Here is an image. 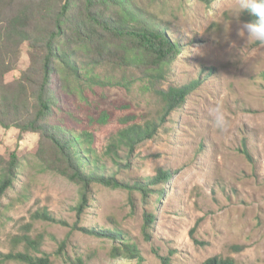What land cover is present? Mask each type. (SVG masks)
I'll return each mask as SVG.
<instances>
[{"label": "rangeland", "instance_id": "rangeland-1", "mask_svg": "<svg viewBox=\"0 0 264 264\" xmlns=\"http://www.w3.org/2000/svg\"><path fill=\"white\" fill-rule=\"evenodd\" d=\"M66 2L36 0L31 5L44 12ZM4 7L0 0V10ZM237 7V0L98 3L92 10L113 24L132 29L143 26L140 19L155 22L177 42L180 52L154 79L132 65L107 58L97 62L91 39L117 45L121 39L95 30L85 0H70L56 48L79 45V76H67L55 59L54 107L46 122L74 138L85 172L149 183L151 190L145 196L92 183L79 215L81 185L58 171L61 162L52 141L0 126V181L13 153L18 161L13 184L1 198L0 264H21L8 257L16 253L48 255L51 264H69L78 257L84 264H164L162 257L169 264H202L212 256L231 257L236 264H264V46L239 35L241 22H249L252 14L243 10L237 18ZM35 20L39 28L51 31V23L43 22L39 13ZM123 42L133 48L132 41ZM36 52L31 41L22 43L16 69L5 77L11 93ZM29 74L34 81L41 79L37 72ZM191 82L197 88L162 118V92ZM24 84L34 104L33 83ZM216 104L230 119L227 132L213 127L210 111ZM154 124L151 138L128 145L131 128ZM161 168L171 177L152 184ZM44 213L55 221L37 216ZM148 213L155 216L150 224ZM75 226L121 232L138 245L142 259L114 256L113 247L123 239L98 237Z\"/></svg>", "mask_w": 264, "mask_h": 264}, {"label": "trees", "instance_id": "trees-1", "mask_svg": "<svg viewBox=\"0 0 264 264\" xmlns=\"http://www.w3.org/2000/svg\"><path fill=\"white\" fill-rule=\"evenodd\" d=\"M5 4L4 10H0V126L4 128L15 127L21 132L31 131L39 133L42 138H47L58 149L61 166H58V171L67 176L71 181L81 185L82 193L80 202L76 206L77 213L80 215L88 204L89 186L92 183H99L107 187L123 188L130 191H140L143 195H148L151 188L148 184L128 183L111 175H99L90 172H85L82 169V158L76 155L74 150L73 139L69 138L63 132L58 131L46 122V118L53 112V97L51 96L52 77L57 75L55 68V59L63 63L64 71L69 76L74 72L79 76L76 54L79 45L68 50H58L56 48V40L62 34V25L67 19L70 0L59 8L50 7L44 12H37L32 8L31 3L36 0H2ZM41 1V0H39ZM48 1V0H47ZM109 0H85V10L89 20L94 24L95 30L100 29L110 33L112 36H117L121 42L112 44L100 39H91L93 33H89L87 38L89 42L97 50V62L100 58H107L108 61L118 65H132L142 68L144 74L152 78H159L163 75L164 65L171 62L180 52L179 45L167 35L165 29L153 22H148L140 19L142 27L129 29L123 26L113 24L107 19L92 9L98 3H107ZM210 3L211 0H205ZM16 5L12 11L6 12L12 5ZM40 14L43 22L50 24V32L46 28H39L36 22V16ZM256 17L251 15L250 21ZM79 24L77 33L79 34ZM34 25V28L32 27ZM48 31V32H47ZM43 32H47L46 36ZM81 33V31H80ZM79 37V35H78ZM102 38V37H101ZM79 40V39H78ZM31 41V46L35 47L36 53L32 59L30 68L23 73L17 81L16 90L11 93L5 80L6 75L16 69L17 57L20 52V47L23 42ZM123 41H132L133 48L125 45ZM76 44V43H75ZM73 44H71L72 46ZM113 47H112V46ZM30 72L38 73L41 79L34 81ZM24 81H29L32 88V94L35 97L33 104L32 98L27 94V85ZM36 86V89L34 88ZM198 84L194 82L182 85L172 86L167 91L162 92L166 101V109L162 118L166 117L170 112L186 101L187 96L196 89ZM157 124L148 125L144 129L131 128L128 135V145H133L135 142L144 138H151ZM91 137V135H88ZM89 151V150H87ZM93 151V150H91ZM17 157L12 154L6 166L4 177L0 181V214H1V198L6 193L7 189L12 186L13 180L16 177ZM171 177L169 170L159 169L152 180V184L166 182ZM46 220L55 221V218L50 214H37ZM154 214L148 213L146 222L150 224L154 221ZM76 229L84 231L98 237L106 236L112 239L121 238L120 246H114L112 253L117 256H125L128 258L142 259L138 245L131 243L125 239L121 232L112 230H97L87 227H78ZM32 247L37 248L38 243L27 237ZM9 258L18 260L21 264H51L48 255L42 257H32L27 253L9 254ZM163 263L169 264V258H164ZM69 264H84L82 258H77ZM202 264H236L231 257L212 256L207 258Z\"/></svg>", "mask_w": 264, "mask_h": 264}, {"label": "clouds", "instance_id": "clouds-1", "mask_svg": "<svg viewBox=\"0 0 264 264\" xmlns=\"http://www.w3.org/2000/svg\"><path fill=\"white\" fill-rule=\"evenodd\" d=\"M238 7L235 15L243 10H248L255 20L241 22L239 35L246 37L247 43L264 46V0H237ZM212 124L220 132H227L230 128V119L221 104H216L210 111Z\"/></svg>", "mask_w": 264, "mask_h": 264}]
</instances>
